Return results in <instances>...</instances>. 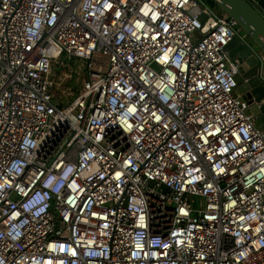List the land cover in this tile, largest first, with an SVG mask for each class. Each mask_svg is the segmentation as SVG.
Segmentation results:
<instances>
[{"label": "built area", "instance_id": "1", "mask_svg": "<svg viewBox=\"0 0 264 264\" xmlns=\"http://www.w3.org/2000/svg\"><path fill=\"white\" fill-rule=\"evenodd\" d=\"M233 35L264 83L206 0H0V264H264Z\"/></svg>", "mask_w": 264, "mask_h": 264}, {"label": "water", "instance_id": "2", "mask_svg": "<svg viewBox=\"0 0 264 264\" xmlns=\"http://www.w3.org/2000/svg\"><path fill=\"white\" fill-rule=\"evenodd\" d=\"M218 9L232 18L246 36L264 53V17L247 0H211ZM264 5V0H256ZM202 19L203 14L198 15ZM228 57L237 55L241 59L237 71L233 74L236 91L248 104V110L254 115V123L264 121V83L259 79L254 54L244 43L233 35L223 46Z\"/></svg>", "mask_w": 264, "mask_h": 264}, {"label": "rangeland", "instance_id": "3", "mask_svg": "<svg viewBox=\"0 0 264 264\" xmlns=\"http://www.w3.org/2000/svg\"><path fill=\"white\" fill-rule=\"evenodd\" d=\"M215 7L218 9V7L216 5H215ZM241 32H242V30H241ZM256 72L258 73V65L256 66Z\"/></svg>", "mask_w": 264, "mask_h": 264}, {"label": "trees", "instance_id": "4", "mask_svg": "<svg viewBox=\"0 0 264 264\" xmlns=\"http://www.w3.org/2000/svg\"><path fill=\"white\" fill-rule=\"evenodd\" d=\"M207 2L211 3V4H214L211 0H206Z\"/></svg>", "mask_w": 264, "mask_h": 264}]
</instances>
